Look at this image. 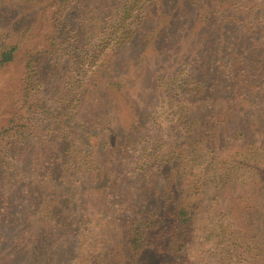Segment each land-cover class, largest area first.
Segmentation results:
<instances>
[{
  "label": "rangeland",
  "instance_id": "rangeland-1",
  "mask_svg": "<svg viewBox=\"0 0 264 264\" xmlns=\"http://www.w3.org/2000/svg\"><path fill=\"white\" fill-rule=\"evenodd\" d=\"M215 1L67 0L61 6L50 0H0V42L19 44L14 60L0 68V173L2 160L14 159L8 146L21 130L29 135L30 148L24 158L35 164L31 175L38 183L30 197L20 198L18 188L11 185L1 190L0 174V264L27 263L28 257L16 244L25 241L31 231L29 241L37 253L27 264H128L124 230L133 215L130 204L140 205L148 186L154 185L152 192L161 189L151 177L158 173L150 166L156 157L149 156V147L156 141L155 156L165 157L164 128L170 122L163 119L159 128L151 130L150 123L141 129L148 130L144 143L130 152L132 171L125 169L128 177H121L117 189L113 180L107 184L96 178L95 170L84 169L95 157L102 160L96 152L107 153L113 137L123 135L132 118L126 95L139 101L140 111L151 117L154 114L146 106L156 99L159 106L155 111L162 115L167 106L160 107L162 95L154 85L158 78L166 79L172 73L170 63L180 65L176 60L181 53L175 48H181L177 43L187 30L184 24L194 21L201 11L214 17ZM257 1L258 8L263 7L264 0ZM226 13L235 16L237 11L227 8ZM258 38L263 47L249 51L250 60L260 57L252 70L260 67L264 77V34ZM167 46L171 48L166 50ZM190 61L181 66L179 78L171 77L169 95L180 92L173 87L188 71L198 68ZM113 81L123 83V95L113 92ZM28 104L37 108L29 115ZM157 120L161 121L160 116ZM245 123L243 134L252 135L247 127L256 135L253 145L241 149L235 143L239 158L251 165L238 179V183L247 180L235 193L244 195L241 204L248 199L249 205L264 200V183L261 193L259 180H252H264V109L258 114L247 112ZM140 140L138 136L137 142ZM224 217H213L209 207L198 215L202 228L188 247L184 264H248L259 259L244 253L239 261L222 252L219 241L215 247L219 226L230 225ZM166 262H170L167 255H142L143 264Z\"/></svg>",
  "mask_w": 264,
  "mask_h": 264
},
{
  "label": "trees",
  "instance_id": "trees-1",
  "mask_svg": "<svg viewBox=\"0 0 264 264\" xmlns=\"http://www.w3.org/2000/svg\"><path fill=\"white\" fill-rule=\"evenodd\" d=\"M50 1L61 6L67 2ZM257 4V0H217L215 5L218 8L214 17L201 11L194 21L185 23L184 29L187 30L183 39L177 43L181 48H175L176 52L181 53L176 60L180 65L170 63L172 73L166 79L158 78L160 83L154 85L162 95L160 107L167 106L162 115L155 111V107L159 106L156 99L150 100L146 106L154 114L151 117L145 110L140 111L139 101L131 100L126 95L124 99L129 105L132 118L123 135L119 139L113 137L107 153L96 152L102 160H96L95 157L84 169L85 172L95 170L96 178H101L107 184L113 180V188L117 189L123 181L121 177H128L125 169L132 171L129 168L133 164L129 160L132 157L130 152L138 149L137 144L139 146L144 143L148 130L141 129L150 123L151 130L159 128L164 123L163 119L170 122L169 128H164L167 136L165 147L168 149L165 157L155 156L154 151L158 149L156 141L149 147V156L156 157L150 166L155 167L158 173H152L151 177H155L161 189L152 192L154 185L148 186L146 192L141 194V204H130L133 215L124 230L128 264H143L142 255L145 252L167 255L170 262L166 264H184L187 249L202 228L197 221L198 215L203 214L208 207L213 217L223 214L230 223L229 226H219L220 233L214 234L216 236L212 239L216 242V248L219 241L222 243L219 249L230 257L239 260L244 253H251L252 258H259L255 263L248 264H260L264 257V197L262 202L256 200L248 205V199L241 204L244 195L235 193L239 184L247 180L243 178L238 183V179L243 176L244 169L251 166L250 161L239 158L240 149L237 150V145L241 149L253 145L256 135V131L247 127L246 131L252 132V135L243 134L245 114H258L264 109V77L260 67L256 71L252 70V66L258 64L254 61L260 57L251 61L253 55L249 53L263 47L258 37L264 34V4L261 8ZM227 8L237 11V14H227ZM157 36L153 39H157ZM18 45L4 40L0 42V68L14 60ZM152 45L159 53L160 49L154 42ZM170 48L167 46L166 50ZM189 60L192 67H198L195 68L198 71L195 74H190L195 71H188L187 76L181 82L179 80V85L173 87L174 91L178 89L180 92L169 95L167 90L171 77L174 75L179 78L181 66ZM24 90L27 91L28 86ZM85 90L87 93L88 88ZM123 91V83L113 81V92L123 95ZM36 109L34 104H28L27 115ZM157 116H160V122ZM138 136L141 138L139 143ZM29 148V135L18 130L8 146V153L11 152L14 159L2 160L1 190L11 185L18 188L20 198L30 197L38 184H35L31 175L35 164L28 163L24 158ZM135 167L139 168V165ZM54 169L59 172L57 167ZM252 180H259L258 189L262 193L264 180ZM31 236L32 231L26 235L25 241L16 244L17 248L23 250L25 258L28 257L27 263L34 261L37 253L29 241Z\"/></svg>",
  "mask_w": 264,
  "mask_h": 264
}]
</instances>
